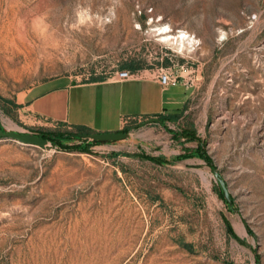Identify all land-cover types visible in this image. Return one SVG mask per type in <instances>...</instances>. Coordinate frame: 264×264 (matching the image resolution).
<instances>
[{
	"label": "rangeland",
	"instance_id": "rangeland-1",
	"mask_svg": "<svg viewBox=\"0 0 264 264\" xmlns=\"http://www.w3.org/2000/svg\"><path fill=\"white\" fill-rule=\"evenodd\" d=\"M120 70L182 74L186 111L118 149L1 137L0 264H264V0H0V130H57L22 91Z\"/></svg>",
	"mask_w": 264,
	"mask_h": 264
},
{
	"label": "crops",
	"instance_id": "crops-1",
	"mask_svg": "<svg viewBox=\"0 0 264 264\" xmlns=\"http://www.w3.org/2000/svg\"><path fill=\"white\" fill-rule=\"evenodd\" d=\"M188 97L186 85L162 86L153 73L87 81L60 76L22 91L20 108L22 117L37 128L83 126L92 132H114L148 118L185 112ZM119 142L110 147L118 149Z\"/></svg>",
	"mask_w": 264,
	"mask_h": 264
},
{
	"label": "trees",
	"instance_id": "trees-1",
	"mask_svg": "<svg viewBox=\"0 0 264 264\" xmlns=\"http://www.w3.org/2000/svg\"><path fill=\"white\" fill-rule=\"evenodd\" d=\"M122 68H127L131 71H135L139 68H141V66L137 65V64H133L132 62H125L122 64L121 66ZM104 79L103 77H94L91 80H102ZM180 116V113H176V114H170V115H159V118L161 119V123H164L165 121H176ZM144 123V122H140L139 124ZM130 127H126L124 128L122 131H129ZM81 133H92V131L86 127L83 126H77L75 128L72 129H47L46 131L42 130L41 132H36L37 135L42 136L44 138H47L48 140H50L51 143H60L63 145V147H69L68 146V142H71L73 140H79L82 141L83 143H88V144H93V143H98L99 141H88L85 140L81 137L78 136V134ZM185 136L186 138L189 139H196L193 131L191 128H181L180 132H179V136ZM66 141V142H64ZM129 155V154H128ZM130 155H134V154H130ZM187 155H196V153L192 152L190 154ZM199 156L201 157H205L207 158L202 152H200V154L198 153ZM143 158H150L152 160H155L157 162L163 163L164 161H166V159L160 158V157H151L148 155L142 156ZM229 231L232 232L231 228L229 227ZM184 247H187L188 249H190L191 244L187 243V242H183L182 244Z\"/></svg>",
	"mask_w": 264,
	"mask_h": 264
},
{
	"label": "water",
	"instance_id": "water-1",
	"mask_svg": "<svg viewBox=\"0 0 264 264\" xmlns=\"http://www.w3.org/2000/svg\"><path fill=\"white\" fill-rule=\"evenodd\" d=\"M153 122H161L159 117L148 118L144 121L145 124L153 123ZM79 137L88 140V141H131V133L129 131H114V132H92V133H81L78 134ZM8 137L11 139H15L21 141L23 143L37 145V146H46L50 142L47 138L37 135L36 133H30L25 131L18 130H0V138ZM213 176L216 182L219 184L221 191L225 200L231 203L229 190L227 188L226 182L224 181L222 175L218 172L216 168L212 169Z\"/></svg>",
	"mask_w": 264,
	"mask_h": 264
},
{
	"label": "built area",
	"instance_id": "built-area-1",
	"mask_svg": "<svg viewBox=\"0 0 264 264\" xmlns=\"http://www.w3.org/2000/svg\"><path fill=\"white\" fill-rule=\"evenodd\" d=\"M118 78H128L132 75V72L129 70H120L117 72ZM158 81L162 86L176 85L180 81L187 85L191 80H186L182 74L177 75L169 71H161L157 75Z\"/></svg>",
	"mask_w": 264,
	"mask_h": 264
}]
</instances>
